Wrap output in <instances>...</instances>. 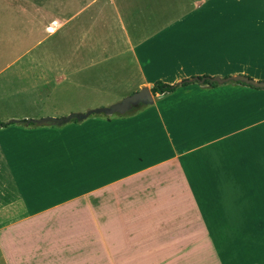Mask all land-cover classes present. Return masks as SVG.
Masks as SVG:
<instances>
[{
	"label": "crops",
	"instance_id": "obj_1",
	"mask_svg": "<svg viewBox=\"0 0 264 264\" xmlns=\"http://www.w3.org/2000/svg\"><path fill=\"white\" fill-rule=\"evenodd\" d=\"M48 1L0 0V58L5 39L22 49L0 72L26 56L27 26L49 35L64 23L47 21ZM81 2L67 20L84 14L82 25L102 28L105 12L116 18L136 91L188 83L59 125L42 120L100 108L89 85H67L77 101L36 117L0 99L2 264H264V89L211 81L264 82V0H163L161 29L135 21L131 35L119 9L130 16L135 0Z\"/></svg>",
	"mask_w": 264,
	"mask_h": 264
},
{
	"label": "rangeland",
	"instance_id": "obj_2",
	"mask_svg": "<svg viewBox=\"0 0 264 264\" xmlns=\"http://www.w3.org/2000/svg\"><path fill=\"white\" fill-rule=\"evenodd\" d=\"M57 1L59 0H54V3ZM81 1L72 0L68 3V0H60V6L53 11L49 8L50 0L45 4L48 11L47 21H64L54 33L52 28L47 29V32L52 34L43 32L40 35L38 30L31 31L27 26L26 56L0 72V99L4 100V103H10L9 114L36 117L55 110L66 111L70 108L69 104L77 101L72 97L68 103L69 84L89 85L91 91L86 100L89 99L92 105H98L100 108L118 103L136 92V71L130 55L127 54L124 36L116 18L105 12L102 28L82 25L84 14L67 20L82 6ZM132 5L129 15L133 19L123 15L124 11L119 9L121 21L129 35L134 30L131 25L132 22L135 24V21V29L141 32H157L161 29L163 0H135ZM219 14V20L223 19V14L226 15ZM76 23H81L80 27L75 26ZM91 37L95 38V42L90 44ZM40 39L41 42L35 45ZM10 43L12 47L8 50L6 48L10 45L5 39L6 52L1 55L0 68L22 50L15 51L13 40ZM86 43V53L91 59H83ZM84 69L85 72H82ZM60 157L63 156L60 154ZM63 168L65 163L58 165L56 174L59 175V182L66 181V173H61ZM64 191L65 189L60 187L61 195ZM6 231L18 230L14 226V229L10 227Z\"/></svg>",
	"mask_w": 264,
	"mask_h": 264
},
{
	"label": "water",
	"instance_id": "obj_3",
	"mask_svg": "<svg viewBox=\"0 0 264 264\" xmlns=\"http://www.w3.org/2000/svg\"><path fill=\"white\" fill-rule=\"evenodd\" d=\"M234 81V82H242L244 84L250 85L255 88H261L264 89V82H255L251 79H248L243 76H234V77H226L224 79H218V78H212L211 81L221 84L226 81ZM152 102L151 95L149 92V89L147 87H141L138 91L130 94L129 96L123 98L120 100V102L112 104L106 108H96L88 111L85 114H79V115H70L65 118L60 119H44L43 122H53L57 125L65 123L69 121L71 118H74L76 120L83 119L87 117L90 114L94 113H102L106 116L112 115V114H123L127 111H129L132 107L136 106L137 104H149Z\"/></svg>",
	"mask_w": 264,
	"mask_h": 264
},
{
	"label": "trees",
	"instance_id": "obj_4",
	"mask_svg": "<svg viewBox=\"0 0 264 264\" xmlns=\"http://www.w3.org/2000/svg\"><path fill=\"white\" fill-rule=\"evenodd\" d=\"M193 81H200L203 80V83L209 84V85H214V83H211L207 80V77H197L193 78ZM188 83L187 80H183L179 83H175L172 85L162 83L160 81H156L152 84V86L149 89V92L152 96L154 95H162V94H167L173 92L177 87L179 86H185ZM22 123H27V124H33V121H21ZM0 126H4V124L0 123Z\"/></svg>",
	"mask_w": 264,
	"mask_h": 264
},
{
	"label": "snow or ice",
	"instance_id": "obj_5",
	"mask_svg": "<svg viewBox=\"0 0 264 264\" xmlns=\"http://www.w3.org/2000/svg\"><path fill=\"white\" fill-rule=\"evenodd\" d=\"M51 30V29H50Z\"/></svg>",
	"mask_w": 264,
	"mask_h": 264
}]
</instances>
